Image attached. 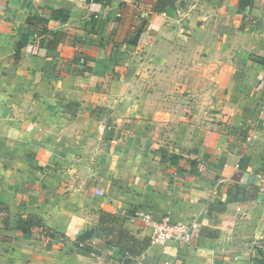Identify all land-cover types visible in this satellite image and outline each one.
I'll use <instances>...</instances> for the list:
<instances>
[{
  "label": "crops",
  "instance_id": "crops-1",
  "mask_svg": "<svg viewBox=\"0 0 264 264\" xmlns=\"http://www.w3.org/2000/svg\"><path fill=\"white\" fill-rule=\"evenodd\" d=\"M139 1L0 0V264H251L264 242V0ZM136 210L198 226L119 262L99 217L149 238Z\"/></svg>",
  "mask_w": 264,
  "mask_h": 264
},
{
  "label": "trees",
  "instance_id": "trees-1",
  "mask_svg": "<svg viewBox=\"0 0 264 264\" xmlns=\"http://www.w3.org/2000/svg\"><path fill=\"white\" fill-rule=\"evenodd\" d=\"M93 2H97L99 0H90ZM175 0H155L149 11L156 13H167L171 12L173 8ZM249 0H238V11H242L248 5ZM136 4L138 7H142L143 3L139 0H136ZM51 13L53 15H57L58 13H62L63 19L67 16L66 11L63 9H51ZM36 21L38 23H44L45 20L43 18H30L29 21ZM44 32H49L52 36V41L50 40L49 46L56 47L58 41L62 37L63 33L59 31H45V29L41 30L37 34H43ZM40 43L43 42L41 39ZM199 164V163H198ZM101 226L97 229V233L99 236H102L105 240L106 244H115L120 248V257L118 261L125 262L127 259L132 258L133 256L140 255L150 244V239L145 237L143 239H137L132 235L128 230L122 227V224H119V227H114L115 225H107V223L115 222L119 220H124L122 216L116 214H108L104 211L101 212L99 217ZM41 219L37 215H28L24 218H19L16 221V228L18 231L22 233H29L31 228L40 225ZM44 229L46 228L43 226ZM0 228L9 229L10 228V216L7 206L0 203ZM114 232L116 236V240L114 237H111V233ZM93 233V229L87 231L77 237L76 244L88 238V236ZM251 264H264V253L261 251H256V255L252 258Z\"/></svg>",
  "mask_w": 264,
  "mask_h": 264
},
{
  "label": "built area",
  "instance_id": "built-area-1",
  "mask_svg": "<svg viewBox=\"0 0 264 264\" xmlns=\"http://www.w3.org/2000/svg\"><path fill=\"white\" fill-rule=\"evenodd\" d=\"M184 27L179 29L180 33H183ZM37 37V33L33 34ZM133 216L140 219L142 222L150 225V243H164L166 241H177L185 245H189L192 240V234L197 228V223L192 221L189 224L173 223L168 220L167 217L161 219H155L150 213L142 210H136ZM256 251L264 253V242L257 241L254 244Z\"/></svg>",
  "mask_w": 264,
  "mask_h": 264
}]
</instances>
